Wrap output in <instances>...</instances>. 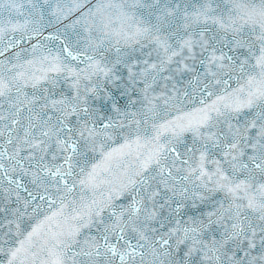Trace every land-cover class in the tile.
Returning a JSON list of instances; mask_svg holds the SVG:
<instances>
[{
    "label": "snow or ice",
    "instance_id": "obj_1",
    "mask_svg": "<svg viewBox=\"0 0 264 264\" xmlns=\"http://www.w3.org/2000/svg\"><path fill=\"white\" fill-rule=\"evenodd\" d=\"M0 264H264V0H0Z\"/></svg>",
    "mask_w": 264,
    "mask_h": 264
}]
</instances>
